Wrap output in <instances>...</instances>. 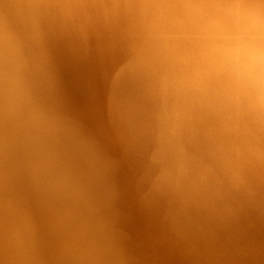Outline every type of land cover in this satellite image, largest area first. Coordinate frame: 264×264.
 I'll return each instance as SVG.
<instances>
[{
  "label": "clouds",
  "instance_id": "1",
  "mask_svg": "<svg viewBox=\"0 0 264 264\" xmlns=\"http://www.w3.org/2000/svg\"><path fill=\"white\" fill-rule=\"evenodd\" d=\"M0 264H264V0H0Z\"/></svg>",
  "mask_w": 264,
  "mask_h": 264
},
{
  "label": "bare ground",
  "instance_id": "2",
  "mask_svg": "<svg viewBox=\"0 0 264 264\" xmlns=\"http://www.w3.org/2000/svg\"><path fill=\"white\" fill-rule=\"evenodd\" d=\"M66 77L71 90L70 106L86 124L91 125L97 122V131L104 135L107 132L106 124L99 119L98 108L93 103L86 87L82 89L71 70L67 72Z\"/></svg>",
  "mask_w": 264,
  "mask_h": 264
}]
</instances>
